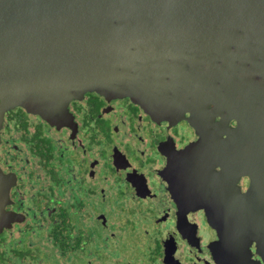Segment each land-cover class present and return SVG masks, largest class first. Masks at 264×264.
<instances>
[{"label": "flooded vegetation", "instance_id": "af4514ba", "mask_svg": "<svg viewBox=\"0 0 264 264\" xmlns=\"http://www.w3.org/2000/svg\"><path fill=\"white\" fill-rule=\"evenodd\" d=\"M184 64L188 78L168 75L153 107L91 92L41 113L0 111V264H232L233 248H212L229 229L211 223L241 215L234 185L256 219L264 212V127L233 140L238 124L223 105L241 108L220 96L233 88L226 80L191 119L187 99L213 80L202 81L196 58ZM260 225L262 236L264 216ZM229 239L250 244L243 230ZM256 246L248 261L264 264Z\"/></svg>", "mask_w": 264, "mask_h": 264}, {"label": "water", "instance_id": "95a60500", "mask_svg": "<svg viewBox=\"0 0 264 264\" xmlns=\"http://www.w3.org/2000/svg\"><path fill=\"white\" fill-rule=\"evenodd\" d=\"M195 58L202 81L213 80L202 84L203 88L209 85L213 89L197 95L198 102L187 99L191 119L206 112L211 94L215 96L214 86H225L214 81L226 80L233 88L219 95L223 101L226 95L233 98L241 108L237 114L238 109L229 107L233 104L223 105L228 106L223 113L231 111L238 124L233 140L250 138L256 134V125L261 130L264 0H0L1 112L23 106L41 113L43 106L67 105L91 92L129 97L153 107L161 103L158 88L162 87L157 86L168 75L178 76V80L188 78L181 74L187 72L184 62L191 59L194 64ZM177 60L181 69L165 66ZM245 75L251 78L247 88L243 86ZM227 191L241 215L233 216L231 227L217 225V218L224 216L210 223L219 235L221 228L245 231L250 244H230L228 232L220 235L212 248L220 255L233 248L227 252L232 264H251L246 254L254 242L264 259V235H256L262 230L264 212L256 219L251 213L255 204L243 205L235 185ZM227 212L225 207L223 213Z\"/></svg>", "mask_w": 264, "mask_h": 264}, {"label": "rangeland", "instance_id": "374dc122", "mask_svg": "<svg viewBox=\"0 0 264 264\" xmlns=\"http://www.w3.org/2000/svg\"><path fill=\"white\" fill-rule=\"evenodd\" d=\"M111 233H112V232H109V234H111ZM23 238H24V237H23ZM142 260H143V259H141V262H142ZM141 262H140V263H141Z\"/></svg>", "mask_w": 264, "mask_h": 264}]
</instances>
